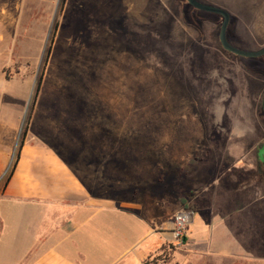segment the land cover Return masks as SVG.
Wrapping results in <instances>:
<instances>
[{"label":"rangeland","instance_id":"374dc122","mask_svg":"<svg viewBox=\"0 0 264 264\" xmlns=\"http://www.w3.org/2000/svg\"><path fill=\"white\" fill-rule=\"evenodd\" d=\"M197 1L229 13L231 45L264 47V0ZM221 23L186 0H15V157L32 116L49 120L57 149L123 152V168L103 174L143 180L133 188L164 220L187 188L178 174L234 163L227 148L251 132L261 170L245 181L264 178V56L225 51Z\"/></svg>","mask_w":264,"mask_h":264},{"label":"crops","instance_id":"0c3cea01","mask_svg":"<svg viewBox=\"0 0 264 264\" xmlns=\"http://www.w3.org/2000/svg\"><path fill=\"white\" fill-rule=\"evenodd\" d=\"M1 2L0 264H145L156 257V264H264V178L245 181L261 170L253 132L227 148L234 163L220 158L178 174L187 188L173 197L166 220L155 219L154 202L133 188L143 180L103 174L123 168V152L57 149L48 141L49 120L32 116L16 159L15 0ZM182 208L194 213L187 235L165 243L159 231Z\"/></svg>","mask_w":264,"mask_h":264},{"label":"water","instance_id":"95a60500","mask_svg":"<svg viewBox=\"0 0 264 264\" xmlns=\"http://www.w3.org/2000/svg\"><path fill=\"white\" fill-rule=\"evenodd\" d=\"M186 2L188 5H190L194 9L207 12V13H211V14H215V15H219L222 17V23L220 26L218 38H219L222 48L225 51L233 55L239 56L241 58H246V59H256V58H260L264 56V47L256 51H246V50L239 49L230 44L226 36L227 28H228L229 21H230V15L227 11H225L224 9L218 8V7L200 3L197 0H186ZM261 107L264 113V96L262 98Z\"/></svg>","mask_w":264,"mask_h":264},{"label":"built area","instance_id":"2783aa9c","mask_svg":"<svg viewBox=\"0 0 264 264\" xmlns=\"http://www.w3.org/2000/svg\"><path fill=\"white\" fill-rule=\"evenodd\" d=\"M194 213L188 208H182L177 211L167 222L159 233L165 243L179 244L182 243L187 235L188 228L193 222Z\"/></svg>","mask_w":264,"mask_h":264},{"label":"trees","instance_id":"16d2710c","mask_svg":"<svg viewBox=\"0 0 264 264\" xmlns=\"http://www.w3.org/2000/svg\"><path fill=\"white\" fill-rule=\"evenodd\" d=\"M39 89H40V81L38 82V84H37V86H36L35 93H34V98L37 97L38 92H39ZM26 131H27V128H25V130H24V134H26ZM16 159H17V156H16ZM170 247H172V246L170 245ZM161 250H164V252H163L161 258L164 257V258H162V259H163V260H166V259H167V246L164 245V246L161 248ZM157 259H159V257L154 258L152 261H145V264H156V263H157Z\"/></svg>","mask_w":264,"mask_h":264}]
</instances>
